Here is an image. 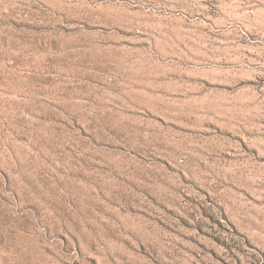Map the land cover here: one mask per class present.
<instances>
[{"label":"rangeland","instance_id":"1","mask_svg":"<svg viewBox=\"0 0 264 264\" xmlns=\"http://www.w3.org/2000/svg\"><path fill=\"white\" fill-rule=\"evenodd\" d=\"M0 264H264V0H0Z\"/></svg>","mask_w":264,"mask_h":264}]
</instances>
